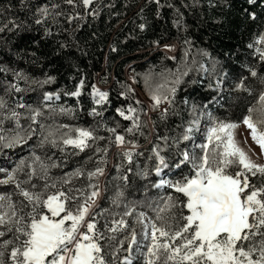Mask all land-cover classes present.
Here are the masks:
<instances>
[{"label":"trees","instance_id":"16d2710c","mask_svg":"<svg viewBox=\"0 0 264 264\" xmlns=\"http://www.w3.org/2000/svg\"><path fill=\"white\" fill-rule=\"evenodd\" d=\"M263 95L264 0H0V264H23L53 195L71 212L95 195L94 264H209L185 259L203 163L258 192L236 247L260 260L264 169L206 150L194 122L263 131Z\"/></svg>","mask_w":264,"mask_h":264},{"label":"rangeland","instance_id":"374dc122","mask_svg":"<svg viewBox=\"0 0 264 264\" xmlns=\"http://www.w3.org/2000/svg\"><path fill=\"white\" fill-rule=\"evenodd\" d=\"M90 1L86 0L87 3ZM132 87L147 100L134 84ZM106 98L104 89L96 85L93 90L95 104H104ZM46 100L57 102L59 98L47 95ZM261 101L264 102V95ZM162 102L168 103L167 100H154L158 107ZM261 107L264 110V103ZM199 116L200 120L195 121L194 126L206 141V150L221 148L229 162L236 159L247 171L264 169V130H257L250 117L235 125L214 122L209 125L204 122L210 119L209 116ZM119 142L121 145L120 139ZM238 177L222 171L213 172L203 163L196 169L195 178L184 188L189 197V225H197L195 240L198 243L185 255L186 260L202 257L209 264H264V248H259L262 258L252 260L250 253L236 247L243 233L250 228L253 210L261 207L258 192L246 193L247 185ZM165 184L167 181L163 180L161 185ZM96 202L92 195L80 210L71 212L60 195L49 197L45 205L48 214L33 224L32 240L23 264H94L96 246L89 235L92 226L88 220ZM85 228L88 233L84 232Z\"/></svg>","mask_w":264,"mask_h":264},{"label":"built area","instance_id":"2783aa9c","mask_svg":"<svg viewBox=\"0 0 264 264\" xmlns=\"http://www.w3.org/2000/svg\"><path fill=\"white\" fill-rule=\"evenodd\" d=\"M165 104H166V102H162V103H160V105L158 107V109H160L161 113H165Z\"/></svg>","mask_w":264,"mask_h":264},{"label":"water","instance_id":"95a60500","mask_svg":"<svg viewBox=\"0 0 264 264\" xmlns=\"http://www.w3.org/2000/svg\"><path fill=\"white\" fill-rule=\"evenodd\" d=\"M98 206H99V203L92 209V211L90 212L89 218L96 211V209L98 208Z\"/></svg>","mask_w":264,"mask_h":264},{"label":"bare ground","instance_id":"6f19581e","mask_svg":"<svg viewBox=\"0 0 264 264\" xmlns=\"http://www.w3.org/2000/svg\"><path fill=\"white\" fill-rule=\"evenodd\" d=\"M166 108H167V109L169 108V105H168V104H165V110H166Z\"/></svg>","mask_w":264,"mask_h":264}]
</instances>
